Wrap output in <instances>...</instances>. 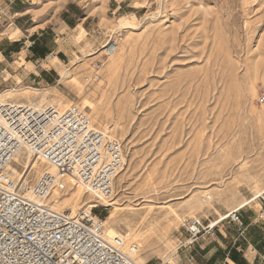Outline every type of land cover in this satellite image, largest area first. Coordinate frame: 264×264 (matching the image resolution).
<instances>
[{
	"label": "rangeland",
	"instance_id": "374dc122",
	"mask_svg": "<svg viewBox=\"0 0 264 264\" xmlns=\"http://www.w3.org/2000/svg\"><path fill=\"white\" fill-rule=\"evenodd\" d=\"M0 10V93L17 91L7 101L39 89L82 106L122 142L113 196L122 209L102 217L137 234L126 241L137 263L188 264L185 219L212 223L259 189L242 214L264 208V0H0ZM32 40L42 54L32 55ZM41 160L25 168L28 183ZM65 184L62 198L79 187ZM92 203L82 189L74 212Z\"/></svg>",
	"mask_w": 264,
	"mask_h": 264
},
{
	"label": "built area",
	"instance_id": "2783aa9c",
	"mask_svg": "<svg viewBox=\"0 0 264 264\" xmlns=\"http://www.w3.org/2000/svg\"><path fill=\"white\" fill-rule=\"evenodd\" d=\"M2 16L0 10V20ZM23 149L51 162L54 172L42 170L32 184L24 166L14 174L9 167ZM124 166L122 142L96 127L82 106L0 102V264H138L121 252L119 238L108 237L102 217L108 206H82L72 212L55 211L47 204L54 190L66 189V178L98 200H109ZM260 199L264 202V195ZM242 209L228 211L218 223L232 226L233 244L249 232ZM256 219L264 222V208ZM213 222H181L180 247L189 252L188 259H194L204 238L215 236L218 224Z\"/></svg>",
	"mask_w": 264,
	"mask_h": 264
},
{
	"label": "crops",
	"instance_id": "0c3cea01",
	"mask_svg": "<svg viewBox=\"0 0 264 264\" xmlns=\"http://www.w3.org/2000/svg\"><path fill=\"white\" fill-rule=\"evenodd\" d=\"M29 46L32 55L35 53L42 54L45 51L43 45L36 40H32ZM1 50L4 48H0V52ZM261 208L262 206L260 208L254 206L243 210V214L241 211L243 222L249 226V232L245 239L233 244V233L228 230L229 226L223 223L217 227V236L204 238L200 248L196 249L199 257L192 260L188 259V264H264V222L256 219ZM227 252L229 255L226 257Z\"/></svg>",
	"mask_w": 264,
	"mask_h": 264
},
{
	"label": "bare ground",
	"instance_id": "6f19581e",
	"mask_svg": "<svg viewBox=\"0 0 264 264\" xmlns=\"http://www.w3.org/2000/svg\"><path fill=\"white\" fill-rule=\"evenodd\" d=\"M107 50V49H105ZM50 63L52 65H54L56 62L51 60ZM60 72V77L61 79L65 78L66 76V73L67 71L66 70H59ZM31 90H32V93H25L27 96H24L25 98V102L27 104H31V105H34V106H42V105H54V106H57L58 108H61V107H64L67 105V103H64L62 102L60 99H52L50 101H48L45 97L46 93H43L41 94L39 91V89H36V88H32L31 87ZM17 92V91H16ZM16 92L13 90V89H6L4 91H2L0 93V102H6L7 101V98L8 99H12V98H15V94ZM46 92V91H45ZM18 94V93H17ZM37 94H41V99H39L38 101H35V99H33V97H37ZM8 96V97H5V98H2L3 96ZM35 97V98H36ZM39 97V96H38ZM16 102V101H15ZM86 105V104H85ZM26 152V157H25V161H24V167L25 168H30L32 163H35V158L36 156L33 155V153L31 152V150L29 149H23L21 151H19L16 156L14 157L13 159V163L16 162L17 164H19L18 162L20 161V157H22L23 153ZM42 162L44 161L45 162V167L43 168L44 170L46 171H49V172H54L55 170V167L51 164V162H47L46 160H41ZM13 163L10 165L9 167V170H11L14 174H20L21 171H19L17 169V167L13 166ZM41 165V164H40ZM120 174V173H119ZM118 174V175H119ZM118 177V176H117ZM116 177V178H117ZM70 179V178H69ZM68 183V182H67ZM69 185V184H68ZM82 189L86 192V190L81 187L79 185V187H77V189L75 190V193L71 194L70 197H67V198H62L61 195H60V192L62 191H59V190H54L52 193V203L48 204V206L52 209V210H55V211H61L63 209V206H67V205H70L71 209H72V212L75 211V206H76V201L78 199H80L81 195H82ZM264 190V189H263ZM261 192V190H257L255 193H254V196L251 197L249 200H253L255 199L256 197H258L259 193ZM262 194V192H261ZM89 197L92 199H94V202L95 203H92L90 205H86V206H91V205H94V206H97V204H103L105 206H111L113 207L114 209H117V210H121L122 207L120 206V204L116 201V199H114L113 197L109 200H104V201H100L98 200L93 194L89 193ZM249 200H244L240 203L241 206L239 207H242L244 204H246ZM207 203V202H206ZM197 204L199 206H202L204 203L203 201H198ZM63 205V206H61ZM209 205V204H208ZM222 218H224V216H221L219 220H221ZM122 219V218H121ZM121 219H119L118 217H116L115 215H112V213L109 214V216L106 218V220H104V224L105 222L107 221L109 223L107 229H106V233L108 235V237L110 239H113V238H119L121 241H122V245L120 246V250L123 254H125L127 257H129L130 259H132L133 261H135V255L137 254V248H135V246H131V245H126V241L129 240L131 237L133 238L134 236V231H132L131 228H129L127 226V233L125 234H122L118 231H116V228L115 226L120 223V222H123ZM195 219H198V218H195ZM219 220L213 222V225L216 224ZM106 228V227H105ZM136 233V232H135ZM137 237V234H135ZM140 235V234H139ZM131 238V239H132ZM139 238V237H138ZM136 239V238H135ZM142 239V238H141ZM136 262V261H135ZM137 263V262H136ZM139 264V263H138Z\"/></svg>",
	"mask_w": 264,
	"mask_h": 264
}]
</instances>
